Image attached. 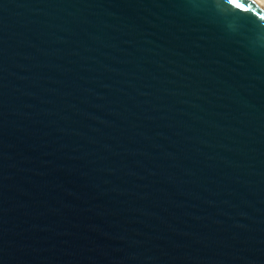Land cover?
Segmentation results:
<instances>
[{
    "label": "water",
    "instance_id": "obj_1",
    "mask_svg": "<svg viewBox=\"0 0 264 264\" xmlns=\"http://www.w3.org/2000/svg\"><path fill=\"white\" fill-rule=\"evenodd\" d=\"M0 0V264H264V7Z\"/></svg>",
    "mask_w": 264,
    "mask_h": 264
},
{
    "label": "snow or ice",
    "instance_id": "obj_2",
    "mask_svg": "<svg viewBox=\"0 0 264 264\" xmlns=\"http://www.w3.org/2000/svg\"><path fill=\"white\" fill-rule=\"evenodd\" d=\"M227 3L234 6L236 9H240L245 12L250 10L245 4L241 3L240 0H227ZM260 19L264 20V16H261Z\"/></svg>",
    "mask_w": 264,
    "mask_h": 264
},
{
    "label": "bare ground",
    "instance_id": "obj_3",
    "mask_svg": "<svg viewBox=\"0 0 264 264\" xmlns=\"http://www.w3.org/2000/svg\"><path fill=\"white\" fill-rule=\"evenodd\" d=\"M253 1H255L256 3H258L259 5L264 7V1L263 0H253Z\"/></svg>",
    "mask_w": 264,
    "mask_h": 264
},
{
    "label": "rangeland",
    "instance_id": "obj_4",
    "mask_svg": "<svg viewBox=\"0 0 264 264\" xmlns=\"http://www.w3.org/2000/svg\"><path fill=\"white\" fill-rule=\"evenodd\" d=\"M264 1V0H263Z\"/></svg>",
    "mask_w": 264,
    "mask_h": 264
}]
</instances>
